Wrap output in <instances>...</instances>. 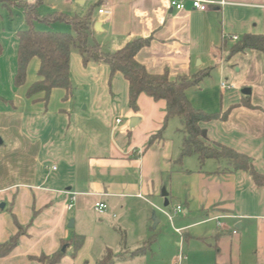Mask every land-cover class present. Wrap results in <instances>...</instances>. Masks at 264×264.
<instances>
[{
  "label": "crops",
  "instance_id": "0c3cea01",
  "mask_svg": "<svg viewBox=\"0 0 264 264\" xmlns=\"http://www.w3.org/2000/svg\"><path fill=\"white\" fill-rule=\"evenodd\" d=\"M67 1L75 3L69 17H84L92 10L90 41L102 52L149 40L135 60L150 74L166 71L175 80L218 70L233 86L221 93L227 101L219 110L233 108L225 121L201 128L209 141L246 155L264 175V55L245 50L228 58L230 47L244 35H264V0H207L203 12L193 10L189 1L182 11L171 9L168 0ZM39 6V18L65 15L54 8L39 12ZM15 8L24 18L23 7L10 9ZM99 9L110 13L99 14ZM35 23L55 32L58 23L71 28L63 22ZM21 30L10 34L9 58L0 33V62H12V84L16 34ZM233 36L238 40L232 41ZM73 59L89 85L80 112L53 104L60 89L51 92L47 105L26 97L36 78L37 59L31 61L33 78L18 104L0 92V244L18 237L0 264H39L38 257L58 252L63 256L57 264H96L107 251L116 256L113 264H264V187L214 159L200 163L192 155L177 162L181 123L173 118L163 128L164 101L141 94L133 112L128 83L120 73L110 78L105 64L83 66L78 52L70 54L71 73ZM246 88L250 95L243 96ZM200 90L188 92V100L191 92ZM60 96L64 101L63 90ZM242 97H248L253 108L240 105ZM133 116L140 122L129 130ZM158 132L160 138L149 145ZM99 202L107 206L102 214L94 211ZM177 206L182 211L174 214ZM153 215L159 219L155 228ZM78 237L83 243L74 252ZM140 249L143 253L132 255Z\"/></svg>",
  "mask_w": 264,
  "mask_h": 264
},
{
  "label": "trees",
  "instance_id": "16d2710c",
  "mask_svg": "<svg viewBox=\"0 0 264 264\" xmlns=\"http://www.w3.org/2000/svg\"><path fill=\"white\" fill-rule=\"evenodd\" d=\"M3 2L0 0V3ZM42 4V0H34L33 4H22L26 28L18 31L16 72L13 85L20 87L26 81L27 68L33 59L39 62L35 80L26 90V97L33 102H42L47 105L50 94L55 89L65 92L64 101L70 95V54L75 48L81 58L83 66L88 63H102L108 66L110 78L120 73L128 83V105L133 112H137V99L144 94L154 101L165 102L164 126L173 118L179 119L183 136L182 149L177 159L187 156H197L200 163L206 159H214L224 162L228 171H242L247 173L256 186L264 187V175L255 171L252 160L244 154L238 153L232 148L220 145L208 140L206 132L201 128L202 124L212 121H225L232 108L219 110L217 113H207L194 108L187 98V93L199 88L202 80L209 76L210 71H205L194 77H178L175 80L168 78L165 71L162 74H150L144 66L135 60L136 53L149 44V40L139 39L129 42L124 48L114 53L102 52L99 47L90 41L89 25L91 11L84 17H69L62 14H50L39 18L36 9ZM43 22L47 25L55 22H63L69 25L72 33L55 32L52 30L37 31L34 22ZM245 50H255L264 55V35L247 34L234 43L229 49L228 58ZM2 46L0 44V55ZM38 95L42 98L36 99ZM240 105L245 108H253L248 97H242ZM162 128V129H163ZM161 132L150 138L149 145L160 138ZM17 236L8 242L0 244V258L9 255L17 245ZM83 243V238L78 237L73 242V251L76 252ZM143 253V249L132 255ZM62 252L50 257L40 256L36 259L39 264H57ZM115 257L110 251L99 259L96 264H113Z\"/></svg>",
  "mask_w": 264,
  "mask_h": 264
},
{
  "label": "rangeland",
  "instance_id": "374dc122",
  "mask_svg": "<svg viewBox=\"0 0 264 264\" xmlns=\"http://www.w3.org/2000/svg\"><path fill=\"white\" fill-rule=\"evenodd\" d=\"M3 2L0 3V33L4 37V44H5V54L6 57L11 53L12 49V35L11 33L15 32L18 29H24V18L18 9L12 10L10 8L13 7H20L22 4H29L25 0H1ZM73 6L75 3L72 4ZM72 5L67 0H42V4L39 6V12L42 11H49L51 8L56 9L59 12H62L65 15L73 14L71 7ZM2 7H7L9 10L7 11L5 8L1 9ZM35 30L37 31H44V24H36L35 23ZM47 27V26H46ZM55 29L62 33H72L71 28L68 26H64L62 24H56ZM92 42V41H91ZM93 43V42H92ZM71 53L77 54L75 48L71 49ZM4 58V57H3ZM12 63V62H11ZM11 63L7 59H3L0 62V92L1 95L6 99L13 96L14 97V104H18V97L24 96V88L26 87L27 83L31 82L33 76H31V71L34 68L35 61L30 62L27 70L26 81L24 85L21 87H13L12 80H11ZM73 64V72H70V80H71V96L68 101H63V97L60 96L61 90H57V97L53 99V104H57L58 108H64L71 110L72 108L75 109L77 112L83 110L85 104H80L81 101L86 100L89 95L88 89L89 85L86 81L82 80L80 69L76 65L75 59L72 61ZM74 66L76 67L74 69ZM14 67V66H13ZM219 83H220V75L218 70L213 69L209 76L205 77L200 84V91L191 92L189 94L190 102L192 103L193 107L200 109L207 113H217L219 111V107L221 104H224L227 101L226 97L221 99V92L219 90ZM190 92V91H189ZM224 94V93H222ZM224 96V95H222ZM13 99V98H12ZM52 104V105H53ZM81 105V106H80ZM18 108V107H17ZM121 121L124 124H127V119L124 116H120ZM179 120V119H176Z\"/></svg>",
  "mask_w": 264,
  "mask_h": 264
},
{
  "label": "built area",
  "instance_id": "2783aa9c",
  "mask_svg": "<svg viewBox=\"0 0 264 264\" xmlns=\"http://www.w3.org/2000/svg\"><path fill=\"white\" fill-rule=\"evenodd\" d=\"M189 1L191 3L192 9L193 10H197V11H206L208 4L210 3L207 0H168V4L170 6L171 9L176 10V11H182L185 8V2ZM99 14H103V15H108L110 12L106 9H99L98 10ZM232 41H237L238 37L237 36H233L231 37ZM233 88V86L231 84H229L226 79L224 78V76L222 74H220V83H219V90L221 93H225L229 90H231ZM120 121L117 120L116 123H119ZM72 204L68 205V209H71ZM107 206L102 203H96L94 205V211L98 214H102L105 210H106ZM182 211L180 206H177L174 209V214L180 213ZM165 215L169 218V220H172V216L168 213H165ZM178 234L180 233V230H175Z\"/></svg>",
  "mask_w": 264,
  "mask_h": 264
},
{
  "label": "water",
  "instance_id": "95a60500",
  "mask_svg": "<svg viewBox=\"0 0 264 264\" xmlns=\"http://www.w3.org/2000/svg\"><path fill=\"white\" fill-rule=\"evenodd\" d=\"M98 27H100V23L99 22H97V23L94 24V29L95 30H97ZM241 94L243 96H248V95H250V90L247 89V88L246 89H243V90H241ZM139 122H140V118L139 117H136V116L130 117L129 118V123H128V129L129 130L134 129L136 127V125H138ZM152 220H153V228H155L156 225L159 222V219L156 218L155 215H153ZM72 226H73V221L71 220L69 222V224H68V227L69 228H72ZM62 251H64V249H62Z\"/></svg>",
  "mask_w": 264,
  "mask_h": 264
}]
</instances>
